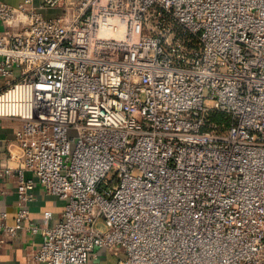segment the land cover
Instances as JSON below:
<instances>
[{
  "label": "built area",
  "instance_id": "obj_1",
  "mask_svg": "<svg viewBox=\"0 0 264 264\" xmlns=\"http://www.w3.org/2000/svg\"><path fill=\"white\" fill-rule=\"evenodd\" d=\"M0 118L22 122L0 249L25 230L28 264H264V0L0 1Z\"/></svg>",
  "mask_w": 264,
  "mask_h": 264
},
{
  "label": "crops",
  "instance_id": "obj_2",
  "mask_svg": "<svg viewBox=\"0 0 264 264\" xmlns=\"http://www.w3.org/2000/svg\"><path fill=\"white\" fill-rule=\"evenodd\" d=\"M12 6H17L22 0H0ZM56 11H46L47 17L56 15ZM18 119L0 118V160L12 169L18 167L19 162L9 159V153L19 156L21 153L15 140V132L21 127ZM26 177H31L26 173ZM35 200L28 205L30 220L36 224H43L44 213H51L50 226L55 225L61 219L64 210V202L56 196L49 195L39 185L34 189ZM17 191L14 178H0V212L7 213V223L13 224L18 211ZM43 242L41 233L32 234L25 230L18 231L4 247L0 249V264H28V258ZM101 264L110 263V254L100 252ZM113 262V264H115Z\"/></svg>",
  "mask_w": 264,
  "mask_h": 264
},
{
  "label": "rangeland",
  "instance_id": "obj_3",
  "mask_svg": "<svg viewBox=\"0 0 264 264\" xmlns=\"http://www.w3.org/2000/svg\"><path fill=\"white\" fill-rule=\"evenodd\" d=\"M115 261H117L115 258H113V257H110V263L111 264H113V262H115ZM105 264H106V262L105 261H103Z\"/></svg>",
  "mask_w": 264,
  "mask_h": 264
}]
</instances>
